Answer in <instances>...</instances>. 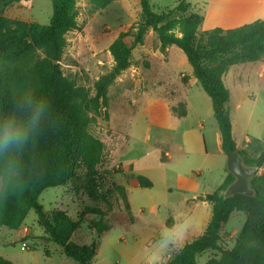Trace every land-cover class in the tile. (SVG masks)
<instances>
[{
  "label": "rangeland",
  "instance_id": "obj_1",
  "mask_svg": "<svg viewBox=\"0 0 264 264\" xmlns=\"http://www.w3.org/2000/svg\"><path fill=\"white\" fill-rule=\"evenodd\" d=\"M180 1L151 0V6L160 12ZM1 12L8 19L48 24L51 1L21 0ZM140 22L139 0H113L102 9L77 0L75 27L64 35L60 57L53 61L74 92L87 133L101 143L102 158L92 170L81 166L65 183L42 190L38 202L46 213L61 210L79 221L68 242H96L91 264H145L161 228L177 222L184 226L180 250L204 232L212 206L202 196L214 192L227 174L211 100L179 48L161 44L148 27L127 66L116 68L110 45L119 32ZM34 56L42 59L46 53L36 48ZM2 63L7 61L0 54V74ZM223 80L236 146L256 156L264 149V57L230 66ZM263 172L264 164L256 174ZM138 175L152 186H139ZM93 208L105 215L91 214ZM245 221L244 211L232 209L217 249L197 256V264L232 249ZM103 226L107 229L98 237L96 228ZM178 251H170L165 262ZM0 256L13 264H77L49 240L34 209L18 229L0 227Z\"/></svg>",
  "mask_w": 264,
  "mask_h": 264
},
{
  "label": "trees",
  "instance_id": "obj_2",
  "mask_svg": "<svg viewBox=\"0 0 264 264\" xmlns=\"http://www.w3.org/2000/svg\"><path fill=\"white\" fill-rule=\"evenodd\" d=\"M21 0H0V14L8 4ZM52 13L48 24L25 23L0 15V110L12 107L15 95L33 88L42 92L52 103L53 113L42 128L37 142L25 152L28 188L20 195L0 202V227L16 230L27 212L34 209L38 221L50 241L62 247L63 253L77 264H91L97 253V243L76 245L69 243L79 221L72 220L64 211L46 213L38 202L42 190L61 185L77 172L79 167L92 170L102 158L101 143L86 131L80 105L74 92L67 86L57 64L64 46V35L75 27L77 0H50ZM113 0H90L95 9L106 7ZM141 22L127 31H121L109 47L116 68H125L131 50L142 42L148 27L156 32L163 45H173L185 55L192 74L211 100L224 154L238 151L244 162L258 168L264 164V149L249 156L238 149L232 134L228 101L230 93L223 75L232 65L257 61L264 57V20H255L234 28L214 27L199 31L203 15L191 4L181 0L172 8L157 12L151 0H139ZM5 31H2V29ZM134 29V30H133ZM43 48L46 57L36 58L35 49ZM253 141L261 142L253 138ZM233 180L226 174L221 184L202 199L211 204V217L201 236L187 242L166 264H197L196 258L207 250L217 249L220 229L234 208L246 213V221L238 234L235 246L221 250L219 259L205 264H264V172L250 180L253 196L234 194L224 197L221 192ZM139 186L149 188L152 182L137 176ZM91 214L104 216L98 209ZM83 212L80 219H84ZM107 229L96 228L97 236ZM0 264H13L0 256Z\"/></svg>",
  "mask_w": 264,
  "mask_h": 264
},
{
  "label": "clouds",
  "instance_id": "obj_3",
  "mask_svg": "<svg viewBox=\"0 0 264 264\" xmlns=\"http://www.w3.org/2000/svg\"><path fill=\"white\" fill-rule=\"evenodd\" d=\"M52 103L42 92L25 88L13 98L12 107L0 110V202L20 195L28 188L23 156L39 139L52 116ZM184 226L179 222L163 226L145 255V264H166L165 256L179 250Z\"/></svg>",
  "mask_w": 264,
  "mask_h": 264
},
{
  "label": "crops",
  "instance_id": "obj_4",
  "mask_svg": "<svg viewBox=\"0 0 264 264\" xmlns=\"http://www.w3.org/2000/svg\"><path fill=\"white\" fill-rule=\"evenodd\" d=\"M192 1L189 2L191 6L203 15L200 27L205 30L214 27L234 28L255 20H264V0Z\"/></svg>",
  "mask_w": 264,
  "mask_h": 264
},
{
  "label": "water",
  "instance_id": "obj_5",
  "mask_svg": "<svg viewBox=\"0 0 264 264\" xmlns=\"http://www.w3.org/2000/svg\"><path fill=\"white\" fill-rule=\"evenodd\" d=\"M225 167L227 173L233 176V180L221 192L224 197L234 194L253 196L254 190L250 187V180L256 174L258 167L244 162L238 151L225 154Z\"/></svg>",
  "mask_w": 264,
  "mask_h": 264
},
{
  "label": "built area",
  "instance_id": "obj_6",
  "mask_svg": "<svg viewBox=\"0 0 264 264\" xmlns=\"http://www.w3.org/2000/svg\"><path fill=\"white\" fill-rule=\"evenodd\" d=\"M26 247H27L26 243H25V242H21L20 249H21V250H25Z\"/></svg>",
  "mask_w": 264,
  "mask_h": 264
}]
</instances>
